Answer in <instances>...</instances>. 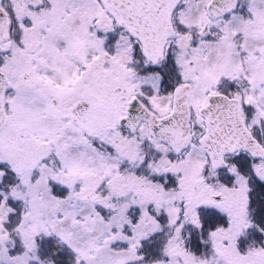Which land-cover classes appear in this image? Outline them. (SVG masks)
I'll return each instance as SVG.
<instances>
[{"label":"snow or ice","instance_id":"snow-or-ice-1","mask_svg":"<svg viewBox=\"0 0 264 264\" xmlns=\"http://www.w3.org/2000/svg\"><path fill=\"white\" fill-rule=\"evenodd\" d=\"M0 264H264V0H0Z\"/></svg>","mask_w":264,"mask_h":264}]
</instances>
